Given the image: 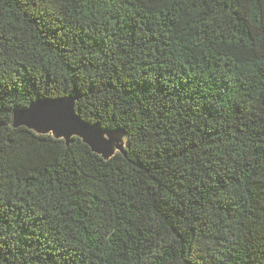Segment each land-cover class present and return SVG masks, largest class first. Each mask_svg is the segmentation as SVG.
<instances>
[{
	"label": "trees",
	"instance_id": "1",
	"mask_svg": "<svg viewBox=\"0 0 264 264\" xmlns=\"http://www.w3.org/2000/svg\"><path fill=\"white\" fill-rule=\"evenodd\" d=\"M0 16L6 77L20 60L49 85L88 71L82 92L137 112L108 160L17 133L0 157V264H264V0H6Z\"/></svg>",
	"mask_w": 264,
	"mask_h": 264
},
{
	"label": "snow or ice",
	"instance_id": "2",
	"mask_svg": "<svg viewBox=\"0 0 264 264\" xmlns=\"http://www.w3.org/2000/svg\"><path fill=\"white\" fill-rule=\"evenodd\" d=\"M42 2L49 4L52 0ZM55 2L63 6L65 2L72 3V0ZM164 2L167 3L168 0ZM187 2L188 0H185V3ZM5 3L6 0H0V8ZM10 29L11 22H5L0 16V51H3L2 45ZM34 58L38 62L35 67L42 64L47 70L49 61L44 60L43 53H36ZM24 64L25 61L20 60L22 70L13 71L6 77L3 60H0V157L6 150L14 146L19 147L16 140L20 131H26L33 139L40 136L49 142L61 144L69 152L74 150L73 145H82L93 157L97 153L101 154V158L118 153L126 154V149L131 147L134 139L132 125L137 121V112L131 102L126 108H120L118 102L110 108L109 94L100 92L96 85L87 90L90 95L82 92L85 81L81 76L90 77L88 83L95 79V74L88 71L71 73L65 71L58 80L53 79L49 85L42 79L45 75L43 71L37 73L33 69L24 68ZM156 86V82L146 74L142 83L137 86L145 93L144 96L135 97L140 101V107L147 101L155 99L152 93ZM170 95L177 96L182 103L184 99L191 98L177 91ZM89 105L91 110L85 114ZM144 115L150 113L145 112ZM192 115L195 117L192 127L195 132L200 128L201 122L207 127L219 113L209 111L207 117H201L195 112ZM259 149L260 156L264 159V142L259 145ZM5 230L0 228V237Z\"/></svg>",
	"mask_w": 264,
	"mask_h": 264
},
{
	"label": "water",
	"instance_id": "3",
	"mask_svg": "<svg viewBox=\"0 0 264 264\" xmlns=\"http://www.w3.org/2000/svg\"><path fill=\"white\" fill-rule=\"evenodd\" d=\"M122 155H126V154H123V153H121ZM97 155H99V156H101V154H99V153H97ZM113 156V155H112ZM112 156H109V157H103V159H105V160H108V159H110Z\"/></svg>",
	"mask_w": 264,
	"mask_h": 264
}]
</instances>
